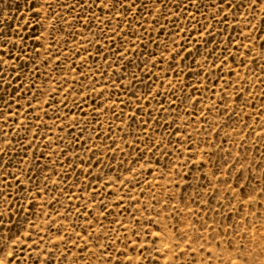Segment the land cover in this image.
<instances>
[{
	"label": "rangeland",
	"instance_id": "374dc122",
	"mask_svg": "<svg viewBox=\"0 0 264 264\" xmlns=\"http://www.w3.org/2000/svg\"><path fill=\"white\" fill-rule=\"evenodd\" d=\"M0 264H264V0H0Z\"/></svg>",
	"mask_w": 264,
	"mask_h": 264
}]
</instances>
